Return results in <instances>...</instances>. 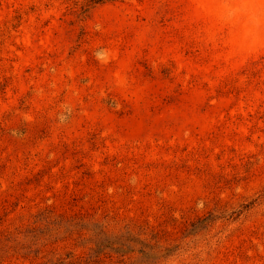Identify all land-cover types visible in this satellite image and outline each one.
<instances>
[{
	"label": "rangeland",
	"instance_id": "374dc122",
	"mask_svg": "<svg viewBox=\"0 0 264 264\" xmlns=\"http://www.w3.org/2000/svg\"><path fill=\"white\" fill-rule=\"evenodd\" d=\"M0 264H264V0H0Z\"/></svg>",
	"mask_w": 264,
	"mask_h": 264
}]
</instances>
